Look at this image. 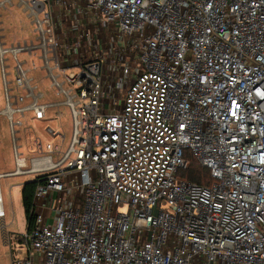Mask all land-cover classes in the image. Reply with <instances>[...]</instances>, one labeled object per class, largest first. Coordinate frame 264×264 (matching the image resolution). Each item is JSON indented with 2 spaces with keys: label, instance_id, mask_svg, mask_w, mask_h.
<instances>
[{
  "label": "built area",
  "instance_id": "1",
  "mask_svg": "<svg viewBox=\"0 0 264 264\" xmlns=\"http://www.w3.org/2000/svg\"><path fill=\"white\" fill-rule=\"evenodd\" d=\"M83 1L136 49L110 84L97 40L54 24L60 0H20L30 29H0L15 165L0 173L3 230L2 179H44L34 226L17 239L25 257L8 237L12 264H264V0ZM28 59L64 101L40 102ZM61 107L73 120L67 149L52 127L60 144L17 136L27 113L43 121L55 108V120ZM187 152L212 186L179 176Z\"/></svg>",
  "mask_w": 264,
  "mask_h": 264
},
{
  "label": "rangeland",
  "instance_id": "2",
  "mask_svg": "<svg viewBox=\"0 0 264 264\" xmlns=\"http://www.w3.org/2000/svg\"><path fill=\"white\" fill-rule=\"evenodd\" d=\"M7 1V0H0ZM14 6L11 7L10 3L6 4V8H2L0 4V29L4 30L3 35L15 34L19 35L20 30H29L31 19L28 18V11H25V6L19 7L20 0H12ZM90 34V33H89ZM92 35V34H91ZM94 36V35H93ZM95 37V36H94ZM99 36L96 34V37ZM25 70L28 72V77L33 78L31 86L36 88V94H43L44 98L41 103H58L64 101L65 98L58 96L57 90L52 87V80L46 69L40 67H33V61L27 60ZM8 73L10 76L7 81L10 83L9 88L15 89V75L13 74V67L9 64ZM53 76H58L59 72L54 70ZM21 94L25 95L24 93ZM7 104L4 93V84L0 67V173H10L15 169L13 148H12V135L8 116L4 113ZM60 112L62 117L54 120L56 113L55 108L48 110V117L43 121H36L31 113H27V120H23V126H16L15 130L18 131L17 136L23 138L24 141L35 148V138L40 139L43 146L47 143L60 144L61 140L57 136H51L47 133V128L52 127L54 130L64 132L66 140L63 143V150L67 149L72 137L73 120L72 115L67 107H61ZM50 119V120H49ZM37 154V153H36ZM37 175H20L5 177L1 181V197L3 201V209L5 212V225L6 231L2 228L0 221V264H12L11 248L9 245V238L11 247L13 249V257L17 256L23 258L27 255L26 249H23V254L19 255L20 242L17 240L20 235H24L27 231V220L22 205V189L26 183L33 182Z\"/></svg>",
  "mask_w": 264,
  "mask_h": 264
},
{
  "label": "crops",
  "instance_id": "3",
  "mask_svg": "<svg viewBox=\"0 0 264 264\" xmlns=\"http://www.w3.org/2000/svg\"><path fill=\"white\" fill-rule=\"evenodd\" d=\"M54 1V0H53ZM61 3L52 4L49 7L52 12L54 24H62V35L65 31L74 26H79L84 31L99 36L94 38L100 46L101 56L104 60L103 78L107 84L112 82L119 73L121 65L131 62L135 56V47L132 39L122 38L119 31L112 25L106 23L102 19H98V14L87 6L83 0H60ZM66 42L65 39H63ZM72 40L69 42L72 43ZM71 54V53H70ZM68 62L71 63L73 58H79L81 55L67 54Z\"/></svg>",
  "mask_w": 264,
  "mask_h": 264
},
{
  "label": "trees",
  "instance_id": "4",
  "mask_svg": "<svg viewBox=\"0 0 264 264\" xmlns=\"http://www.w3.org/2000/svg\"><path fill=\"white\" fill-rule=\"evenodd\" d=\"M185 157L190 161L189 166L185 171L181 172L179 176L189 182H193L201 186H212L214 180L211 177L210 171L201 166L195 159H193L189 152L185 154ZM43 181V177H39L35 181L25 184L22 189V205L27 220L28 231L33 228L35 223L34 215L32 214L35 191L38 185ZM17 239H19L20 242H23V238Z\"/></svg>",
  "mask_w": 264,
  "mask_h": 264
},
{
  "label": "water",
  "instance_id": "5",
  "mask_svg": "<svg viewBox=\"0 0 264 264\" xmlns=\"http://www.w3.org/2000/svg\"><path fill=\"white\" fill-rule=\"evenodd\" d=\"M27 184V183H26Z\"/></svg>",
  "mask_w": 264,
  "mask_h": 264
}]
</instances>
